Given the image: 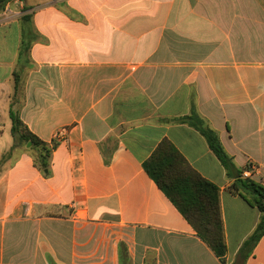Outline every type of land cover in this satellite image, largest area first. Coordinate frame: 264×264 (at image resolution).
<instances>
[{
	"label": "crops",
	"instance_id": "1",
	"mask_svg": "<svg viewBox=\"0 0 264 264\" xmlns=\"http://www.w3.org/2000/svg\"><path fill=\"white\" fill-rule=\"evenodd\" d=\"M16 75L19 76L16 88ZM11 111L52 144L12 133ZM195 111L228 175L185 117ZM164 140L221 189L224 263L147 173ZM264 186V0H10L0 12V264H234ZM246 264H264V236Z\"/></svg>",
	"mask_w": 264,
	"mask_h": 264
},
{
	"label": "trees",
	"instance_id": "2",
	"mask_svg": "<svg viewBox=\"0 0 264 264\" xmlns=\"http://www.w3.org/2000/svg\"><path fill=\"white\" fill-rule=\"evenodd\" d=\"M10 0H0V12ZM16 88L19 76L16 75ZM12 133L19 136L22 142L32 143L39 149L37 162L48 168L57 142L49 144L32 133L21 120L20 115L11 111ZM195 127L207 140L209 147L221 161L231 176L236 168L232 157L226 152L219 135L209 128L199 115L192 111L191 115L182 119ZM147 173L155 180L159 188L173 202L181 214L194 227L198 236L208 244L224 263L228 252L225 223L221 206V189L196 171L175 145L169 141L161 142L153 154L144 163ZM231 194L243 197L251 206L261 212V219L251 236L243 243L234 264H246L255 247L264 236V186L251 179L239 178L227 189Z\"/></svg>",
	"mask_w": 264,
	"mask_h": 264
},
{
	"label": "built area",
	"instance_id": "3",
	"mask_svg": "<svg viewBox=\"0 0 264 264\" xmlns=\"http://www.w3.org/2000/svg\"><path fill=\"white\" fill-rule=\"evenodd\" d=\"M65 133H66L65 130H61V131L56 135V137H55V141H57V140H61V138H64ZM250 176H251L250 171H245V172L243 173V177H244V178H249Z\"/></svg>",
	"mask_w": 264,
	"mask_h": 264
},
{
	"label": "water",
	"instance_id": "4",
	"mask_svg": "<svg viewBox=\"0 0 264 264\" xmlns=\"http://www.w3.org/2000/svg\"><path fill=\"white\" fill-rule=\"evenodd\" d=\"M32 145V143L30 142L29 144H28V146H31Z\"/></svg>",
	"mask_w": 264,
	"mask_h": 264
}]
</instances>
